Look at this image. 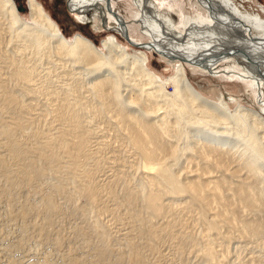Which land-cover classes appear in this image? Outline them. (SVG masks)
<instances>
[{
  "label": "rangeland",
  "instance_id": "1",
  "mask_svg": "<svg viewBox=\"0 0 264 264\" xmlns=\"http://www.w3.org/2000/svg\"><path fill=\"white\" fill-rule=\"evenodd\" d=\"M13 1L16 10L24 9L17 11L19 15L29 21L25 0ZM38 1L66 38L80 34L100 47L102 40L113 35L129 53L137 51L121 35L115 34L113 25L105 32L94 31L90 24L82 25L80 31L74 29L70 20H77L67 11L68 0ZM154 2L158 10L166 5L161 0ZM179 2L182 5L174 8L178 12L175 21L178 31L182 32L195 15L189 12L188 3L196 1ZM216 2L249 28L253 36L264 38V0ZM125 6L128 4L119 2L114 8L125 11ZM134 12L128 15L131 27L134 26L131 35L149 45L153 38L141 36L136 23L142 14L136 9ZM167 16L173 18L171 12ZM7 24L5 17L0 16V264H264V188L258 185L260 178L255 180L250 173L248 177V171L239 165L241 162H233L226 149L210 147V150H221L211 155L223 161V169H228L227 175H223L228 180L220 183L224 184L218 188L220 191L214 192L213 184L206 183L203 195L199 191L203 204H196L190 203L185 193L159 194L157 190L151 191L156 185L149 184L152 186L149 191L159 194L162 203L160 215L151 214V208L144 203L148 191L141 188V181H146L139 155L131 145L129 123L120 120L119 108L113 105L114 111L108 98L100 103L97 100L100 97L90 89L99 79L101 82L106 78H90L92 75L85 73L80 64L72 67L68 58L60 59L61 55L56 52L34 50L13 31L9 32ZM54 58H59L61 64ZM147 59L159 80L165 81L173 74V69L156 53L148 52ZM224 68L218 67L214 76L192 72L186 67L187 78L206 98L214 99L209 88L214 86L225 99H234L264 118V106H260L262 102L258 98L260 95L264 101V83L254 93L249 81L238 78L235 83H228L231 78L225 77ZM17 69L27 70L26 80L15 74ZM105 87L103 91L107 93L110 87ZM164 88L167 93L172 92L169 82ZM134 97L132 93L130 99ZM102 102L107 103L105 109L101 107H105ZM235 106L231 103L230 109ZM169 136L161 138L165 149L157 161L170 146L179 147L183 151L176 160L179 165H172L171 170L181 181L189 172L214 179L220 176V170L215 172L214 167L204 166L191 152L192 156L184 141L173 142ZM165 156L159 162L169 158L171 164L173 158ZM225 156L231 162L229 159L225 162L228 158ZM210 170L213 176L208 174ZM231 178L241 180L254 194L261 190V196L255 194L256 200L246 204L240 200L243 192L237 191L238 182ZM201 182L204 181L201 179Z\"/></svg>",
  "mask_w": 264,
  "mask_h": 264
},
{
  "label": "bare ground",
  "instance_id": "2",
  "mask_svg": "<svg viewBox=\"0 0 264 264\" xmlns=\"http://www.w3.org/2000/svg\"><path fill=\"white\" fill-rule=\"evenodd\" d=\"M154 1L68 0L67 2L68 13L77 22L92 25L94 31L105 32L113 25L115 34L121 35L128 44H131L135 50L137 49L132 53H129L127 48L113 35L102 40L100 47H96L80 34H75L71 39L66 38L38 0H25L29 21L19 15L18 12L24 9L18 10L17 8L16 10L17 5L13 0H0V16L5 17L8 21V28L6 27L8 31H13L17 38L21 37L23 42L30 45L34 50L42 48V51L46 49L50 52H56L61 55L60 59L68 58L67 60H70L71 64L73 63L72 67L80 64L82 69L86 71L85 73L92 75L90 78H106L101 82L98 81L102 79L96 80L97 83L93 86L90 85V89L96 97L101 98L98 97L99 102L101 100L106 102L109 99L108 101L111 102L113 109L115 108L113 105L116 106V109L119 108L120 116L118 117L120 120L129 123L130 128H126L130 130L131 145L136 148L139 155L140 167L145 176L143 178L147 183L146 188L144 181H141L143 182L142 185L140 184L144 191H148L145 195L147 199L143 201L148 208H151V214H154V212L157 214L162 208L160 192L162 194H167V192L175 194L176 192L177 195L185 193L190 203L203 204L199 191L203 195L204 189L207 190L206 183L214 185H211L214 192L220 191L218 188L224 185L220 183L226 179L223 178V175L227 173L228 169H223L225 167L223 161L211 155L219 150H210V147L226 149V153L231 156L232 161L241 162L239 165L244 166L245 172L248 171L246 174L250 173V177L252 174L255 180L260 178L258 185L264 188L262 186L264 183V118L252 109L241 106L234 99L230 101L225 99L224 95L216 90L214 86L209 87L213 92L214 99L206 98L200 91H197L191 80L189 81L186 72V67H189L192 72L202 71L215 76L218 72L216 69L223 66L225 70L222 72L226 75L225 77L228 80L229 78L232 79L229 82L227 81L228 83H235V79L238 80V78L249 81L252 84L251 89L255 93L257 90L259 91L261 83H264V38L253 36L249 28H245L238 18L225 10L216 0H195V4L189 2V12L191 11L195 15L187 23L185 29H182V32L178 31L176 27L178 23L175 21L178 12L174 8L182 5L179 0H161L166 4L161 10L157 9ZM119 2L127 3L129 6H125L127 10L120 11L114 8ZM128 9L131 13H135L134 10L136 9L138 13L142 14V18L139 19L141 22L137 21L135 23L138 24L141 36L149 39L153 38L151 44L144 45L145 43L137 41L131 35L134 26L131 27V23H129L128 15H130V12L127 13ZM95 12L98 15L91 16V13ZM170 12L174 20H172V16H167ZM200 14L208 17H201ZM148 52L159 55L166 66L173 69V74L165 81L159 80L154 74L155 71L148 66ZM58 59L56 60L58 61ZM52 61L50 62L52 63ZM237 64H239V68ZM168 68H165V70ZM83 70L81 71L83 72ZM26 72L17 69L15 74L24 78L28 76H26ZM24 79L26 80V78ZM166 82L172 85L171 93L165 91ZM106 85L110 87H108L107 93L103 91ZM122 92H128L130 95L133 93L135 99L131 100L130 95L126 97ZM105 97L108 98L106 101ZM258 98L262 102L260 106H264V101L261 100L260 95ZM229 102L236 105L233 110L230 109L231 103ZM103 104L105 105V103ZM106 106L107 103L105 107L101 105L103 109ZM109 107L107 110H109ZM114 111L116 110L114 109ZM138 118L139 120H137ZM74 121L76 122V120ZM126 122H124L125 125ZM123 130L125 131V129ZM164 136H169V139L171 138L173 142L175 140L184 141V144L188 145L187 148H190L191 155L192 153L196 154L197 159L200 158L204 166L206 164L207 167L208 164L211 169L214 167L215 172L220 170V176L217 175L218 178L214 179V177L200 175L202 173L199 176H193L189 172L188 176L184 174L185 177L181 181L180 177L178 178V175L173 173V169L171 170L172 165L174 166L177 163L178 156L183 152L179 150V147L176 148V145H174L175 147L170 146L168 150L166 149L167 152L162 153V158L164 155L173 158L171 164L168 163L169 158L166 159L167 162H163L164 159L162 158V162H159L161 160L157 161V158L160 159L158 155H161V152L165 149L164 143H161V138ZM219 152L217 153L219 154ZM228 159L229 157L225 162ZM231 159H229L230 162ZM177 165L179 164L177 163L175 166ZM232 169L234 168L232 167ZM240 169L242 170V167ZM232 172L234 171L232 170ZM209 173L212 175L213 170ZM150 176H152V180ZM228 176L232 177V174L231 176L228 174ZM237 178L240 179V176ZM195 179L200 181H194ZM201 179L204 182H201ZM239 179L233 180L238 182V185H236L237 191L243 192L242 194L238 192L241 196L240 200L249 204L251 200L255 199V194L261 196V190L254 191V194L253 189H250L248 185ZM241 179L243 180V177ZM185 181L188 182L184 183ZM149 184H155L156 186L152 189ZM150 188L151 191L157 190L159 194L150 192ZM143 190L142 194L144 195ZM213 191L211 192L213 193ZM246 194L248 196H245ZM214 195L216 197V193ZM158 214L160 215V213Z\"/></svg>",
  "mask_w": 264,
  "mask_h": 264
},
{
  "label": "water",
  "instance_id": "3",
  "mask_svg": "<svg viewBox=\"0 0 264 264\" xmlns=\"http://www.w3.org/2000/svg\"><path fill=\"white\" fill-rule=\"evenodd\" d=\"M18 10H22V7H18ZM70 15H68V17H69ZM70 18V17H69ZM72 23H73V27H74V29H76V30H81L82 29V25H84V24H82L81 22H77V21H75L73 18L70 20Z\"/></svg>",
  "mask_w": 264,
  "mask_h": 264
}]
</instances>
